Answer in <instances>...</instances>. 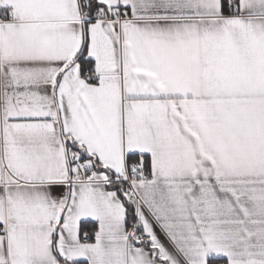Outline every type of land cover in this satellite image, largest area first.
Masks as SVG:
<instances>
[{
	"label": "snow or ice",
	"instance_id": "snow-or-ice-1",
	"mask_svg": "<svg viewBox=\"0 0 264 264\" xmlns=\"http://www.w3.org/2000/svg\"><path fill=\"white\" fill-rule=\"evenodd\" d=\"M0 264H264V0H0Z\"/></svg>",
	"mask_w": 264,
	"mask_h": 264
}]
</instances>
